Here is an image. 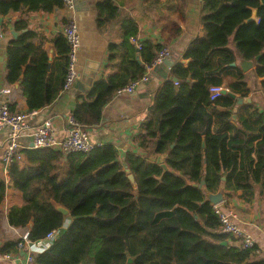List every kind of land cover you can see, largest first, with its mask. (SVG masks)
<instances>
[{
  "label": "trees",
  "instance_id": "trees-1",
  "mask_svg": "<svg viewBox=\"0 0 264 264\" xmlns=\"http://www.w3.org/2000/svg\"><path fill=\"white\" fill-rule=\"evenodd\" d=\"M263 1L204 0L205 36L185 52L188 67L172 69L178 83L167 80L156 92L135 138L146 156L128 153L122 162L112 144L68 156L53 149L26 150L24 160L9 167L10 186L24 200L22 207L9 210L10 226L26 230L31 242L61 233L35 264H128L127 251L134 264H264L257 246L245 249L220 232L214 207L204 203L198 187L205 178L208 190L217 192L226 173L228 191L252 197L259 186L264 194V114L233 97L246 99L251 93L240 60L254 62L256 76L264 79ZM63 8V0H0L4 16ZM97 10L101 31L120 17L112 0L98 1ZM16 28L21 35L8 46L7 81L20 83L29 111H39L65 92L69 46L60 36L59 58L51 64L44 42L37 43L28 23L19 21ZM138 33L136 23L125 26L122 43L113 45L109 56L115 73L76 105L72 115L86 130L101 124L117 92L140 81L165 48L147 41L139 52L131 43ZM213 87L227 93L213 101ZM160 155H166L169 171L151 158ZM8 187L0 176V215ZM20 242H6L0 253H19Z\"/></svg>",
  "mask_w": 264,
  "mask_h": 264
},
{
  "label": "crops",
  "instance_id": "crops-1",
  "mask_svg": "<svg viewBox=\"0 0 264 264\" xmlns=\"http://www.w3.org/2000/svg\"><path fill=\"white\" fill-rule=\"evenodd\" d=\"M75 8L72 11L57 9L53 12H15L8 15L0 14V104L5 101L16 112H28V105L21 86L17 88L7 81L8 76V46L14 40L13 31L21 33L16 28V23L26 21L28 30L38 34L37 43L44 42L50 63L59 58L56 45L57 39L63 35L65 25L74 20L80 30L81 47L77 69L79 72L80 87L77 82L74 87L62 94L52 106H47L38 111V115L31 122L35 128L46 121H51L58 137L64 138L68 128V119L76 105L95 89L96 84L107 78L115 70L109 67V56L113 45L122 43L125 26L136 23L139 29L137 38L144 42H152L171 50L169 62L171 68H161L150 76L147 83L136 88L132 94L115 95L103 110L101 124L88 130L91 141L96 145L112 144L120 154L123 162L128 153L146 156V151L140 148L135 138L141 133L142 125L146 121L154 106L156 92L164 82L172 80V69L182 64L188 67L190 60L184 58L185 52L193 42L205 36L202 24L204 0H112L118 8L120 17L109 23L104 31L98 27L97 3L100 0H74ZM257 18V17H256ZM27 31V30H26ZM18 36V37H19ZM17 37V38H18ZM233 47V44H231ZM240 60L238 64L241 62ZM256 65L244 73L247 76L248 87L251 90L249 97L252 104L260 113L264 114V79L255 74ZM168 73V76L165 74ZM86 77V81L82 79ZM10 89L9 95L3 91ZM8 130L0 131V176L9 185L6 199L0 215V248L10 241L20 240L26 230L10 226L8 220L9 210L13 207L24 205L23 194L14 190L11 185L9 171L2 163L4 146L7 142ZM25 143H32L30 138H25ZM166 155L152 156V160ZM226 200L221 206L229 213L236 216V222L255 240L259 258H264V194L259 186L256 187L254 196L243 195L242 191L230 192L226 189ZM70 224V221L67 222ZM10 255L11 258H5ZM28 251L19 253L1 254L0 264H26Z\"/></svg>",
  "mask_w": 264,
  "mask_h": 264
},
{
  "label": "built area",
  "instance_id": "built-area-1",
  "mask_svg": "<svg viewBox=\"0 0 264 264\" xmlns=\"http://www.w3.org/2000/svg\"><path fill=\"white\" fill-rule=\"evenodd\" d=\"M64 8L72 11L75 8L74 0H63ZM63 35L67 40L69 46L68 58L69 66L64 86V91L71 90L77 80L79 79V72L77 69L79 61V52L81 47L80 30L78 24L74 20H70L64 27ZM0 30V40L2 38ZM131 43L140 52L143 49V42L138 38H131ZM171 50L167 47L163 48L157 53V56L152 65L147 66V74L138 82L132 83L127 88L117 92V95L132 94L138 86L147 83L150 76L156 67L162 65L166 59L169 58ZM225 90L222 87H213L211 89V100L219 99ZM10 89L3 91L4 95H9ZM38 115V111L28 112H13L10 109L8 102H1L0 104V131L8 130L7 142L4 146L2 163L6 170L14 162H21L24 160V152L26 150H40L53 149L61 151L65 156L73 153L88 154L95 148L102 146L94 144L89 136L88 130L81 126L71 115L68 119V128L64 138H59L53 127V123L49 120L44 124L33 127L31 122ZM25 138L31 139V144L25 143ZM216 215L219 218L221 228L220 232L231 235L240 240L243 248L249 249L256 246L255 240L236 222V216L227 212L221 205L214 206ZM68 226V224L66 225ZM60 231L55 230L49 233L43 240L38 242H31L28 239V232L21 238L19 248L28 251L26 264H35V257L48 251L59 238ZM5 258H11L10 255H5Z\"/></svg>",
  "mask_w": 264,
  "mask_h": 264
},
{
  "label": "water",
  "instance_id": "water-1",
  "mask_svg": "<svg viewBox=\"0 0 264 264\" xmlns=\"http://www.w3.org/2000/svg\"><path fill=\"white\" fill-rule=\"evenodd\" d=\"M264 3V1H263ZM257 17V14L256 12L254 13L253 17L251 18V20H255ZM13 37L14 38H17L19 36V33L18 32H15L13 31ZM237 64H233V66L235 67ZM166 66V69L168 71L169 68H171V64L169 62V58L166 59V61L155 68V70L153 71L154 72H157L158 70H160L161 68H164ZM239 66L241 67V69L243 70L244 73H247L249 72L253 66H254V62L252 61H241L239 63ZM165 76H168V73L165 74ZM83 81H86V77H84L82 79ZM172 81H174L175 83H178V80L176 78H173ZM80 83L77 82V88L80 87ZM20 86V83L16 86L17 88H19ZM227 91H224L223 94H226ZM234 98L237 99L238 101V104H243V103H250L251 102V99H241V98H238L237 96L233 95ZM236 118V117H235ZM206 134V131L203 133V135ZM203 146L205 147V142H203ZM31 148H33V144H31ZM157 164L161 165L163 167V169L165 171H169V167L167 166V164L164 162V157H159L158 160H157ZM125 166V169H126V172L129 174V179L130 181L132 182L133 185H136V180H135V177L134 175L130 174V170L129 168L127 167L126 164H124ZM227 180V174L226 173H223V176H222V183L220 184V187H219V190L217 192H211L208 190L207 186H206V181H205V178L202 180V182L198 185V187L203 191L204 193V196H205V201L204 203H210L213 207L214 206H217V205H221L223 202H225L226 200V197H227V192H226V185H225V182ZM58 210L60 212H62L65 216H69L70 215V212L69 210H67L66 208L64 207H58ZM33 228V222L30 223L29 225V229H32ZM224 245H227V243H223ZM127 254V257H128V264H134L136 258L132 257L129 252L127 251L126 252Z\"/></svg>",
  "mask_w": 264,
  "mask_h": 264
}]
</instances>
